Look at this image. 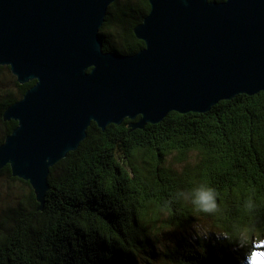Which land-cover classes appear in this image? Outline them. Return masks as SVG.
Wrapping results in <instances>:
<instances>
[{"label": "trees", "instance_id": "obj_1", "mask_svg": "<svg viewBox=\"0 0 264 264\" xmlns=\"http://www.w3.org/2000/svg\"><path fill=\"white\" fill-rule=\"evenodd\" d=\"M150 11L149 0L111 4L100 31L104 51L143 50L134 29ZM35 83L22 85L0 66V145L18 126L4 120L6 110ZM133 122L105 131L93 123L79 149L51 168L42 210L29 182L10 166L0 170L10 187L6 197L0 192V264H241L264 240V92L207 113L172 112L144 129ZM201 184L217 192L214 213L175 197ZM201 219L216 233L191 240ZM241 229L253 230L245 249L237 247Z\"/></svg>", "mask_w": 264, "mask_h": 264}, {"label": "water", "instance_id": "obj_2", "mask_svg": "<svg viewBox=\"0 0 264 264\" xmlns=\"http://www.w3.org/2000/svg\"><path fill=\"white\" fill-rule=\"evenodd\" d=\"M116 1L0 0V66L36 81L4 114L18 126L0 145V170L29 182L40 210L51 168L93 123L144 129L264 92V0H149L134 29L145 48L132 55L103 49Z\"/></svg>", "mask_w": 264, "mask_h": 264}, {"label": "clouds", "instance_id": "obj_3", "mask_svg": "<svg viewBox=\"0 0 264 264\" xmlns=\"http://www.w3.org/2000/svg\"><path fill=\"white\" fill-rule=\"evenodd\" d=\"M209 4L213 3V0H207ZM220 2V0H217ZM228 0H224L223 3H227ZM177 199L190 200L193 208L200 213L211 214L218 208V196L216 190L204 184L192 187L187 192L180 191L175 194ZM256 205L253 200L249 198L245 203V209L251 215L255 210ZM252 231L241 229L238 234V245L240 249L248 247ZM163 245H161V248ZM264 240H257L254 242L253 250L250 251L241 261V264H264Z\"/></svg>", "mask_w": 264, "mask_h": 264}, {"label": "rangeland", "instance_id": "obj_4", "mask_svg": "<svg viewBox=\"0 0 264 264\" xmlns=\"http://www.w3.org/2000/svg\"><path fill=\"white\" fill-rule=\"evenodd\" d=\"M8 180L6 179V177L1 176L0 177V192L2 194V197H6V195H8V193H10V191H8L10 189L9 184L6 183ZM9 187V188H8ZM12 190L17 189V187H12ZM20 193L23 195L25 192L22 190H19ZM3 202V198H0V203ZM216 233L214 227L211 225V223L207 220L201 219L200 220V224L194 226L193 229H191L190 231H188L187 233V237L191 238V240H193L196 235H206V234H214ZM174 240V236L171 234H167L166 235V241H172ZM264 250V249H261Z\"/></svg>", "mask_w": 264, "mask_h": 264}]
</instances>
